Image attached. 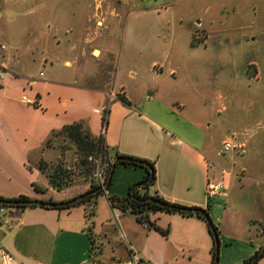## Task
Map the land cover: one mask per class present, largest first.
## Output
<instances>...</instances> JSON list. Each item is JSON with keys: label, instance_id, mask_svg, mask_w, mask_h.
<instances>
[{"label": "crops", "instance_id": "obj_1", "mask_svg": "<svg viewBox=\"0 0 264 264\" xmlns=\"http://www.w3.org/2000/svg\"><path fill=\"white\" fill-rule=\"evenodd\" d=\"M191 1L187 0L184 5H191ZM113 2L90 0L93 25H74L69 30L66 48L74 52L72 57L63 56L59 51L54 57L51 53L53 58L47 57L44 53H47L48 39H33L31 44L36 47L30 49L27 45L28 60L36 62L37 67L33 76L26 74L27 64L22 63V54H0V197L12 199L23 195L31 200L66 201L87 191L91 181L85 177L78 182L71 180L73 184L64 190H54L41 166L43 162L49 166L56 164L62 156L61 129L80 123L83 130L101 136L104 157L110 162L117 156H128L154 166L153 183L144 187L139 184L144 176L142 168L118 164L108 192H103L107 200L108 195L121 197L131 188L139 194L157 195L171 204L204 209L218 231L220 255L215 264H241L264 244V182L247 177L245 166L234 170L233 155L225 158L228 164L213 158L204 128L189 116L186 118L173 110V106L186 107L184 94L188 89L178 92L171 87L170 92L166 91L167 101H156L153 86L140 96H129L123 86H118L116 92L122 94L123 101L114 96V84L110 88L83 82L88 77L101 75L97 72H110L103 67L106 62L103 59L109 54L103 33L109 28L106 16H120ZM177 3L174 0L171 5ZM117 26L120 28L119 20ZM195 26L206 33L200 20L193 22L191 32ZM175 39L165 53V66L171 75L189 57ZM40 45L44 48L37 55L35 51ZM58 61L68 71L69 78L62 80L63 76L56 70ZM46 62L55 71L52 77L45 78L41 70L47 69ZM22 96L35 102H25ZM163 111L172 118L164 119ZM233 137L236 145L244 146ZM220 153L219 148L215 154ZM242 178L251 181L246 183ZM207 179L222 181L225 194L206 199ZM246 187L250 199L242 196ZM5 215L7 224L0 231V264L113 261V258L103 261L91 256L95 238L87 237L84 232V210L80 208L13 206L6 209ZM167 216L168 224H161L155 219L151 221L153 214L148 215L151 224L140 222V229L126 223L128 248L125 255L114 260L125 261L132 252L142 264H212L213 239L205 221L195 215L168 213ZM153 224L167 231L162 233ZM165 250L167 255H163ZM256 264H264V254Z\"/></svg>", "mask_w": 264, "mask_h": 264}, {"label": "rangeland", "instance_id": "obj_2", "mask_svg": "<svg viewBox=\"0 0 264 264\" xmlns=\"http://www.w3.org/2000/svg\"><path fill=\"white\" fill-rule=\"evenodd\" d=\"M113 1L120 16L107 15L109 28L103 33L109 53L106 59L102 58L106 61L103 67L109 68L110 72H97L101 75L88 77L83 82L110 88L114 84L116 90L113 93L116 98L122 96L116 92L119 91L118 86H123L129 96H140L151 91L153 86V99L156 101H167L166 91L170 92L171 87L177 88L178 92L188 89L184 94L186 107L173 106V110L185 117L189 116L204 128L213 158L228 164L225 158L233 155L236 161L234 170L245 166L247 177L263 183L264 0H192L191 5H184L187 0H177L175 6L171 5L174 0ZM92 14L90 0H0V46H5L0 54H22V63L26 61L27 64L26 74L33 76L37 67L36 62L28 60L27 45L30 49L34 48L36 46L31 44L33 39L46 38L47 53L44 55L53 58L59 51L63 56L72 57L74 52L66 48V41L70 38L69 30L74 25L92 26ZM196 20H200L206 33L199 26H195L191 32L190 27ZM193 35L200 38V42L191 44ZM173 38H176L175 43L181 45L189 57L171 75L165 66V53ZM37 48L35 54H41L44 47L40 45ZM45 65L47 69L41 68L45 78L52 77L55 71L51 70L49 62ZM56 70L63 76L62 80L69 78L61 61L57 62ZM162 117L167 119L171 115L163 111ZM234 135L236 141H242L244 146L216 155L220 143ZM74 149L72 144L63 140L59 148L62 153L59 161L51 166L47 162L41 164L51 188L54 183L49 182L47 174L57 166L63 167L66 173L74 171L73 182L85 177L96 183V174L101 172L104 175V156L89 158L91 164L96 166L88 176H84L78 170L79 158L72 154ZM243 179L246 183L251 181ZM73 182L60 190L66 189ZM105 195L100 193L72 208L84 210V232L87 237L92 235L95 238L91 256L103 261L109 258L117 261L114 259L125 255L128 248L124 228L126 223L139 229L142 223L135 219L129 208L122 210L117 206L112 207ZM242 196L250 199L247 187ZM152 214L151 221L155 219L161 224H168V212L147 213L149 216ZM149 222L144 223L150 225ZM105 229L108 231L103 232ZM167 254L165 250L163 255ZM219 255L220 244L218 260Z\"/></svg>", "mask_w": 264, "mask_h": 264}, {"label": "trees", "instance_id": "obj_3", "mask_svg": "<svg viewBox=\"0 0 264 264\" xmlns=\"http://www.w3.org/2000/svg\"><path fill=\"white\" fill-rule=\"evenodd\" d=\"M200 40H201L200 38L193 35L191 38V44H197L198 42H200ZM119 98L124 101L123 97H119ZM60 134L63 135V140H67L70 144H72L75 147L73 154L79 158V162H80V164H78V166L80 167L78 170H80V172L84 176H88L89 173L91 172V170L94 169V167L96 166L95 164H91L92 163L91 160L89 161L88 159L89 158L96 159L98 157L104 156L105 147H104L103 139L101 138V136H94V135L90 134L89 132H87L86 130H83L80 123H72V124H69V125L63 127L60 131ZM135 160H140L141 163H138ZM104 162L106 164V171L104 174V182L107 179L108 172H109L112 164H114L115 167L119 164V165H123L126 167L142 168L144 170V176H143L142 181L149 179V182L148 183L143 182V184L141 186L147 187L148 185H151L153 183L154 166L152 163H148L147 161L139 159V158L128 157V156H126L122 160H116V161H114V163L110 162L107 159H105ZM115 167H114V170H115ZM73 173H74V171H72V172L69 171L66 173L63 170V167L57 166V167H55L54 170H52V172L48 173L47 175L50 178L49 182L54 183L52 185V187L57 189V190H60L62 187L68 185L71 182ZM113 174H114V171H113ZM113 174H112L111 179L108 182L107 186L105 187V190H108L110 188V186L112 184ZM56 179L58 181H56ZM98 186H99L98 184L91 182L89 184L87 191L95 189ZM103 192H105V191H98L97 193L87 197L84 200H81L80 202L85 201V200H90L91 198L96 197L97 195H99L100 193H103ZM0 199L27 200L28 198L23 196V195H20L16 198H12V199H6V198H2V197H0ZM108 201L112 207L117 206V207L121 208L122 210L129 208L130 212L135 215L136 220L139 222H142V223L146 222V221L149 222L148 215H147V213H149V212L154 213L157 211H162V212H168V213H178L180 215H195L196 217L202 219L206 223L207 229H208V231L211 234V237L213 239V244H212L211 249H210L212 264L217 261L218 255H217L216 260H215L214 237L212 235V232L210 231V228L212 226L214 227L216 237L219 239L218 231H217V228L212 224V222L209 218V215L207 214V211H205L204 209H203V211L205 212L207 219L200 212L179 211L178 209L171 207V205H177V204L168 203V202L164 201L162 198L158 197L157 195L147 196L146 194L137 193L136 190H134L131 193V188L128 189V192L126 193V195L121 196V197L114 196V195H108ZM158 201L163 202L165 204L160 205L157 203ZM75 204H77V203H75ZM75 204L66 205V206H62V207H56V208L57 209H68V208L74 206ZM0 205L9 207V205H5V204H0ZM25 206L26 205H18L17 207H25ZM11 207H13V206H11ZM153 226L156 229L160 230L162 233H165L167 231V230L159 229L154 224H153ZM259 248L253 253V255H251L249 258L245 259L241 264H246L253 256H256V258L252 262V264H256L257 260H259L264 254V248L260 253H258Z\"/></svg>", "mask_w": 264, "mask_h": 264}, {"label": "water", "instance_id": "obj_4", "mask_svg": "<svg viewBox=\"0 0 264 264\" xmlns=\"http://www.w3.org/2000/svg\"><path fill=\"white\" fill-rule=\"evenodd\" d=\"M124 156H118L115 158L114 161L116 160H122L124 159ZM113 161V163H114ZM138 163H141L140 160H135ZM114 167L115 165L112 164V166L110 167V170L108 172V176L106 181L104 182L103 185H99L97 188L86 191L84 193H81L75 197H72L66 201H42V200H31V199H27V200H5V199H0V204H5V205H9V206H18V205H26V206H40V207H62V206H66V205H71V204H75L80 202L81 200L86 199L87 197L97 193L98 191H105V187L107 186L108 182L111 179V176L113 174L114 171ZM143 182L148 183L149 179L142 181L139 184H143ZM133 191H131L132 193ZM160 205H163L165 203L163 202H157ZM171 207L178 209L179 211H190V212H200L202 215H204L207 219V216L205 214V212L203 211V209L198 208V207H189V206H182V205H171ZM210 231L212 232V235L214 237V252H215V260L216 257L218 255V251H219V239L216 237V233H215V229L212 226L210 228ZM264 248V244L259 248L258 253H260ZM256 256H253L246 264H252V262L255 260ZM215 262V261H214ZM215 264V263H213Z\"/></svg>", "mask_w": 264, "mask_h": 264}, {"label": "built area", "instance_id": "obj_5", "mask_svg": "<svg viewBox=\"0 0 264 264\" xmlns=\"http://www.w3.org/2000/svg\"><path fill=\"white\" fill-rule=\"evenodd\" d=\"M1 49H5V46H0ZM21 100L29 103H34L35 101L30 100L26 96H22ZM238 148H242V145H236L234 143V137L228 138L224 140L220 145V152L224 153L227 151L235 150ZM105 174V173H104ZM96 184L103 185L104 184V175L101 172H98L95 176ZM205 197L206 199H211L217 195L225 194V186L222 181L213 182L209 179L205 181L204 187ZM6 208L3 205H0V231L7 224L6 218ZM100 264H142L135 253L130 252L129 257L125 261H112L108 263H100Z\"/></svg>", "mask_w": 264, "mask_h": 264}]
</instances>
